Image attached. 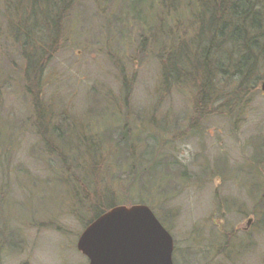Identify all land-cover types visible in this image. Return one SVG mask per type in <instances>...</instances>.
I'll return each instance as SVG.
<instances>
[{
	"label": "rangeland",
	"instance_id": "1",
	"mask_svg": "<svg viewBox=\"0 0 264 264\" xmlns=\"http://www.w3.org/2000/svg\"><path fill=\"white\" fill-rule=\"evenodd\" d=\"M19 1L0 0V264H88L111 202L148 205L174 264H264V59L240 75L226 46L196 73L201 8L171 0H82L23 49Z\"/></svg>",
	"mask_w": 264,
	"mask_h": 264
},
{
	"label": "trees",
	"instance_id": "2",
	"mask_svg": "<svg viewBox=\"0 0 264 264\" xmlns=\"http://www.w3.org/2000/svg\"><path fill=\"white\" fill-rule=\"evenodd\" d=\"M4 1L8 3L4 5L3 13L7 17H9L10 13L7 10L15 0ZM26 1V13L30 28H28L29 31L27 32L28 44L27 47L23 45V49L28 48V46L30 45L29 42L30 39H32L31 37L33 32L37 31L39 36L41 34L45 35V33H47L48 35L52 33V28L49 23L50 21H56V23L58 24L57 33L54 34L56 39L60 35V32L62 33L63 20L68 17L72 6H76V4H79L82 0ZM132 1L136 5V2L141 4L140 2L145 0ZM171 3H175L174 8L176 9V11L181 7L180 12L178 13L179 15L182 11L187 12L190 4H192V6L198 4V6H200L201 8L202 14H200L199 9L197 11H194L195 8L193 9L194 12L192 13V15H195V23L198 28L197 38L196 40L194 39V45L195 47H197L198 45L199 48L203 45V41L206 39L207 48H199L200 51L198 52L199 58L197 61V67L195 65L196 73L205 72L204 76H209L211 65L209 58H207L208 55L212 54V51L214 49L220 54V51H222L226 46H228L231 51H229V53L227 52V58L224 60L222 59L221 62L227 63V61H231L232 65H234L236 68L238 67V74L240 75L246 73L250 75L256 69L259 61L262 58L264 59V43H262L260 40L264 35V0H255L253 2L251 0H186V3H179V0H171ZM182 3L184 4V6L181 5ZM22 5L23 2L20 0L19 7L21 8ZM9 23H11V20H9ZM22 24H24L23 26H25L24 20H22ZM13 26L15 27V25ZM21 28L23 29L24 27L21 26ZM11 32H14V34H16V31ZM218 37H220V40H217ZM16 39H18V37H16ZM41 45L45 46L46 44L44 45L41 43ZM191 47L192 46H187L185 42L177 43V46L174 47L173 54L169 55V59L173 55L177 56L178 50L180 48L183 49L181 58H189L188 53L189 50L192 49ZM171 48L173 49L172 46ZM253 54L255 56H253ZM203 56L206 58L205 61H203ZM181 58L177 57V62ZM169 61L171 62V59ZM183 62L185 63H183L185 66L193 65L192 61L189 63L186 58H184ZM203 62L204 65L202 66ZM179 63L181 62L179 61L178 64ZM164 67V79L166 80V78L170 77V71L168 69V65H164ZM126 136L127 134L125 132L124 138H126ZM116 205L119 204L111 202L110 204H106L104 209L100 210V207L98 205L97 209L99 211L97 212L95 210V218Z\"/></svg>",
	"mask_w": 264,
	"mask_h": 264
},
{
	"label": "water",
	"instance_id": "3",
	"mask_svg": "<svg viewBox=\"0 0 264 264\" xmlns=\"http://www.w3.org/2000/svg\"><path fill=\"white\" fill-rule=\"evenodd\" d=\"M77 249L88 264H174L173 236L145 204L99 215L80 234Z\"/></svg>",
	"mask_w": 264,
	"mask_h": 264
},
{
	"label": "bare ground",
	"instance_id": "4",
	"mask_svg": "<svg viewBox=\"0 0 264 264\" xmlns=\"http://www.w3.org/2000/svg\"><path fill=\"white\" fill-rule=\"evenodd\" d=\"M207 65V64H206Z\"/></svg>",
	"mask_w": 264,
	"mask_h": 264
}]
</instances>
